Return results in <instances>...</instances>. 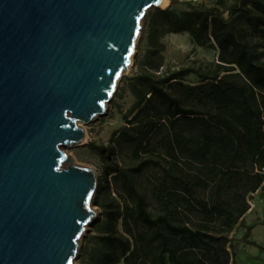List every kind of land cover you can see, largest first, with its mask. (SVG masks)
Returning a JSON list of instances; mask_svg holds the SVG:
<instances>
[{"label": "trees", "instance_id": "16d2710c", "mask_svg": "<svg viewBox=\"0 0 264 264\" xmlns=\"http://www.w3.org/2000/svg\"><path fill=\"white\" fill-rule=\"evenodd\" d=\"M186 5L182 14L158 9L151 16L152 46L161 48L165 34L186 32L197 46L217 47L219 63L140 77L145 89L120 138L135 146V172L161 168L153 189L160 213L149 212L135 180L124 174L133 205L105 209L107 251L98 264H235L239 246L230 232L250 210L253 194L264 191V61L243 27L247 22L264 32L252 14L264 17V0ZM190 74L199 84L184 83ZM164 127L167 133L154 143Z\"/></svg>", "mask_w": 264, "mask_h": 264}, {"label": "water", "instance_id": "95a60500", "mask_svg": "<svg viewBox=\"0 0 264 264\" xmlns=\"http://www.w3.org/2000/svg\"><path fill=\"white\" fill-rule=\"evenodd\" d=\"M163 0H0V264H75L97 212L85 144Z\"/></svg>", "mask_w": 264, "mask_h": 264}, {"label": "rangeland", "instance_id": "374dc122", "mask_svg": "<svg viewBox=\"0 0 264 264\" xmlns=\"http://www.w3.org/2000/svg\"><path fill=\"white\" fill-rule=\"evenodd\" d=\"M175 0H169L167 7L178 14L188 12L186 3L172 6ZM158 8L151 7L146 11L141 21V31L137 39L135 54L128 71L121 77L117 91L107 105L105 115L99 116L95 121L86 125L87 138L85 144L78 147H64L63 150L72 155L81 166L92 168L97 175V191L93 207L97 212L95 221L87 226L85 235L80 240L79 254L74 259L75 264H98L101 254L107 249L101 237L104 235L105 209L109 205L130 203L133 201L125 191V176L132 177L140 193L146 199L150 213L157 215L160 209L153 196V189L162 175L160 167H144L140 172L134 169L140 160L134 156V145L120 138L121 132L131 127L129 124L137 112L139 94L145 89V84L140 77L146 73H160L174 71L181 68L193 67L207 69L208 64L219 63L220 51L217 47H200L193 43L190 35L184 33H168L159 39L161 48L152 46V32L149 25L150 18ZM253 16L262 23L264 17L259 11L254 10ZM227 18V13H225ZM247 38L264 61V32L253 29L249 23L244 22ZM148 62H151L148 64ZM158 65H161L158 67ZM199 77L195 74L186 76L184 83L187 85L199 84ZM149 97V96H148ZM167 133L166 127L153 137L155 143L163 134ZM149 156L144 155L142 158ZM118 167V172H110ZM200 197H205L206 192L197 190ZM250 205L254 197L249 200ZM251 208V207H250ZM252 225L240 220L230 232L238 246L239 251L235 264H264V209ZM258 229L254 232V228ZM232 264V263H231Z\"/></svg>", "mask_w": 264, "mask_h": 264}, {"label": "crops", "instance_id": "0c3cea01", "mask_svg": "<svg viewBox=\"0 0 264 264\" xmlns=\"http://www.w3.org/2000/svg\"><path fill=\"white\" fill-rule=\"evenodd\" d=\"M254 202L251 204L250 210L242 218V221L246 222L249 226L254 224L257 214H260L264 209V191L259 190L253 194ZM258 229V225L254 228V232Z\"/></svg>", "mask_w": 264, "mask_h": 264}, {"label": "built area", "instance_id": "2783aa9c", "mask_svg": "<svg viewBox=\"0 0 264 264\" xmlns=\"http://www.w3.org/2000/svg\"><path fill=\"white\" fill-rule=\"evenodd\" d=\"M179 1L180 3H190L193 5L200 4L203 0H176Z\"/></svg>", "mask_w": 264, "mask_h": 264}, {"label": "bare ground", "instance_id": "6f19581e", "mask_svg": "<svg viewBox=\"0 0 264 264\" xmlns=\"http://www.w3.org/2000/svg\"><path fill=\"white\" fill-rule=\"evenodd\" d=\"M168 3H169V0H163L162 7L163 8L167 7Z\"/></svg>", "mask_w": 264, "mask_h": 264}]
</instances>
